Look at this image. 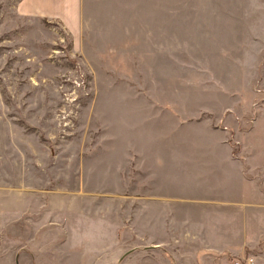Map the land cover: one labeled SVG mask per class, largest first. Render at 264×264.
Instances as JSON below:
<instances>
[{
  "label": "rangeland",
  "instance_id": "374dc122",
  "mask_svg": "<svg viewBox=\"0 0 264 264\" xmlns=\"http://www.w3.org/2000/svg\"><path fill=\"white\" fill-rule=\"evenodd\" d=\"M20 2L0 0V190L20 184L63 195L80 188L83 172L90 201L136 200L110 216L128 215L137 237L124 243L142 249L146 195L162 193L145 181L153 150L169 165L171 149L183 154L185 178L173 189L190 197L225 177L231 153L241 160L247 142L264 141V0H82L75 31L21 15ZM209 205L185 201L173 212L190 241L178 257L153 254L152 264H234L249 255L264 264L263 242L239 255L198 250L205 230L220 236L223 228L225 209ZM53 245L56 264H81L65 258L80 249ZM142 253L122 264H146Z\"/></svg>",
  "mask_w": 264,
  "mask_h": 264
},
{
  "label": "crops",
  "instance_id": "0c3cea01",
  "mask_svg": "<svg viewBox=\"0 0 264 264\" xmlns=\"http://www.w3.org/2000/svg\"><path fill=\"white\" fill-rule=\"evenodd\" d=\"M18 10L23 16L60 19L72 31L81 26L82 0H21ZM262 143L264 141L259 137L247 142L250 147H247L248 152L241 156V160L231 153L230 158L222 160L227 169L223 171L225 177L206 183L204 192L208 194L202 192L198 196L190 189L189 194H193L190 197H184L183 190L179 188L173 189L185 178L182 174L183 154L171 149L173 152L169 165L170 159L166 158L163 150H153L151 161L155 166L154 171L147 175L145 181L147 185L154 180L156 191L160 184L159 191L162 193L146 195L144 233L140 236L146 245L142 249L134 245L128 250L124 243L137 237L135 225L129 221L128 215L124 221H114V217L110 216L111 212L114 214L115 208L136 207V200L130 204L126 202L127 198L122 202L118 197L108 202L109 206L100 204V200L90 201L91 193L85 188L82 171L80 188L76 192L67 188L63 195L50 190H29L20 184L12 189H2L0 262L56 264V257L49 251L55 241L64 242L70 253L71 249H80L74 255L66 254L65 258L77 257L81 264H86L87 257L91 260L95 256L97 261L89 260L88 264H122L138 252H143L146 264H152L153 254L162 258L178 257L179 251L185 248L190 241L186 240L190 238L185 237L186 221L175 214L173 216V212L185 201L219 205L225 209L223 228L218 230L220 236L205 230L208 234L200 237V252L207 255H213V252L239 255L246 249H255L263 242L260 254H264V152L261 153L257 147ZM132 156L135 159L136 155ZM134 159L128 160L129 171L135 165ZM235 162H239L241 167L239 174L232 171ZM215 166L218 164L215 163ZM213 171L214 168L210 178L214 176ZM94 198H98V195ZM98 249L100 252L96 254ZM64 264H68V260Z\"/></svg>",
  "mask_w": 264,
  "mask_h": 264
},
{
  "label": "built area",
  "instance_id": "2783aa9c",
  "mask_svg": "<svg viewBox=\"0 0 264 264\" xmlns=\"http://www.w3.org/2000/svg\"><path fill=\"white\" fill-rule=\"evenodd\" d=\"M256 263V257L254 255H249L244 260L236 259L234 264H255Z\"/></svg>",
  "mask_w": 264,
  "mask_h": 264
}]
</instances>
